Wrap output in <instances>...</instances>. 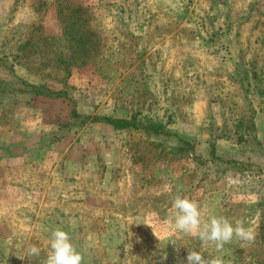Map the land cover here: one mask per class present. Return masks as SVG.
Segmentation results:
<instances>
[{
    "label": "rangeland",
    "instance_id": "obj_1",
    "mask_svg": "<svg viewBox=\"0 0 264 264\" xmlns=\"http://www.w3.org/2000/svg\"><path fill=\"white\" fill-rule=\"evenodd\" d=\"M176 195L253 227L223 256L264 264V0H0V264H43L57 228L83 264L219 255L168 222Z\"/></svg>",
    "mask_w": 264,
    "mask_h": 264
},
{
    "label": "clouds",
    "instance_id": "obj_2",
    "mask_svg": "<svg viewBox=\"0 0 264 264\" xmlns=\"http://www.w3.org/2000/svg\"><path fill=\"white\" fill-rule=\"evenodd\" d=\"M227 179L229 182H235L231 175ZM172 207L176 211L168 222L175 230L195 236L202 247L214 246L219 253L213 258H205L200 251H188L187 264H231V261L225 260L223 256L226 244L231 243L234 237L246 244L255 241L253 227L246 226L240 220L233 224L227 217L213 216L210 221L202 224L200 205L195 199L176 195ZM176 251L179 252V248ZM40 252L41 249L36 244H29L26 248L28 256L38 257ZM83 259V254L77 250L68 232L60 228L52 231L50 251L43 264H83Z\"/></svg>",
    "mask_w": 264,
    "mask_h": 264
},
{
    "label": "trees",
    "instance_id": "obj_3",
    "mask_svg": "<svg viewBox=\"0 0 264 264\" xmlns=\"http://www.w3.org/2000/svg\"><path fill=\"white\" fill-rule=\"evenodd\" d=\"M81 11L83 12H79L78 15L73 18L74 20L72 21V24L69 22V20L71 19V14L65 15V22L66 23V28L64 27V29L68 32L70 31L69 25L71 26H77L80 28H88L87 24L89 23V19L86 17H84V13L86 14L88 12V8L85 9H81ZM68 19V20H67ZM77 21V24H74V22ZM72 58V57H71ZM27 88H29V90H31V92H33L34 95L37 96H56V98H61L63 97V93L61 92H56V93H52V91H50L49 89H47V87L45 85H38V86H32V85H26ZM73 118H79V116L76 113H73ZM93 122H98V121H104L106 124L110 125L111 127H113L116 130H122V129H127L130 127H136L138 126L136 124V121L133 119L132 121H127V120H121V119H112V118H108V117H95L92 118ZM149 132H152L153 134H166L165 131L161 128V127H157V126H153V125H147L145 127ZM214 149H212L211 155H214Z\"/></svg>",
    "mask_w": 264,
    "mask_h": 264
}]
</instances>
